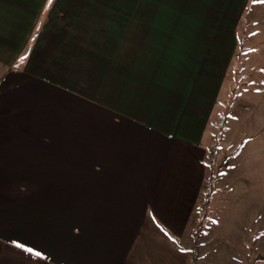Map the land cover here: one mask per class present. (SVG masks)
<instances>
[{"label":"crops","instance_id":"1","mask_svg":"<svg viewBox=\"0 0 264 264\" xmlns=\"http://www.w3.org/2000/svg\"><path fill=\"white\" fill-rule=\"evenodd\" d=\"M201 5L179 24L161 2L0 0V264L192 262L212 127L217 152L246 144L237 93L219 104L231 67L264 124L248 0Z\"/></svg>","mask_w":264,"mask_h":264},{"label":"rangeland","instance_id":"2","mask_svg":"<svg viewBox=\"0 0 264 264\" xmlns=\"http://www.w3.org/2000/svg\"><path fill=\"white\" fill-rule=\"evenodd\" d=\"M111 1L121 4L125 0ZM146 1L172 4L173 8L177 9L175 18L179 20L177 21L179 24H189V21H182L187 19L212 18L209 13L202 12L201 4L207 0ZM247 6L246 14L237 27L240 45L236 53H240L245 47V38L249 29L247 21L250 18L255 17L253 22L255 25L250 29L257 34L264 33V0H248ZM254 56L259 66L263 67L264 56L260 57L257 52ZM239 57L236 55L234 61ZM260 67L253 69L257 71ZM236 72L237 68L231 67L219 104L224 102L223 104L228 108L233 95L237 93L235 101L240 106L235 107L238 115L234 117L237 119L234 123V135L241 143L246 142V144L239 158L237 156L233 159L236 150L227 151V145L232 141L224 144L222 146L224 149L217 152L215 149L222 135L220 125L222 118L212 127L213 142L208 166L210 177L199 195V202L196 203L194 210L197 217L193 219V230L196 231L200 227L204 234L201 239L202 264H264L262 260L264 258V124L260 126V130H256L261 121L259 111L253 110L256 99H251L248 93L241 94V88L248 85L238 82L239 76H236ZM256 75V78L260 77L264 81V74ZM252 82H254L253 77L249 79V83ZM249 137L256 139L257 148L251 146ZM214 178L218 180L217 183L214 182ZM205 203L207 205L204 207ZM197 240L194 249L192 246L191 263L194 264H199ZM179 242L184 245L185 240Z\"/></svg>","mask_w":264,"mask_h":264},{"label":"trees","instance_id":"3","mask_svg":"<svg viewBox=\"0 0 264 264\" xmlns=\"http://www.w3.org/2000/svg\"><path fill=\"white\" fill-rule=\"evenodd\" d=\"M207 205V203H205L204 204V207ZM200 232H201V228L200 227H198V229L194 232V234H193V249L195 248V242H196V240H197V237H198V235L200 234ZM262 260H264V258H262ZM190 264H194V263H190Z\"/></svg>","mask_w":264,"mask_h":264},{"label":"water","instance_id":"4","mask_svg":"<svg viewBox=\"0 0 264 264\" xmlns=\"http://www.w3.org/2000/svg\"><path fill=\"white\" fill-rule=\"evenodd\" d=\"M223 119H224V117H222V119H221V121H220V125H222V124H223Z\"/></svg>","mask_w":264,"mask_h":264},{"label":"snow or ice","instance_id":"5","mask_svg":"<svg viewBox=\"0 0 264 264\" xmlns=\"http://www.w3.org/2000/svg\"><path fill=\"white\" fill-rule=\"evenodd\" d=\"M23 59V58H22Z\"/></svg>","mask_w":264,"mask_h":264}]
</instances>
